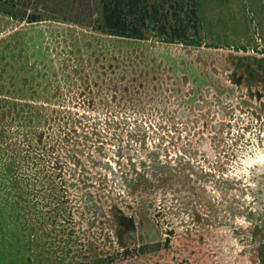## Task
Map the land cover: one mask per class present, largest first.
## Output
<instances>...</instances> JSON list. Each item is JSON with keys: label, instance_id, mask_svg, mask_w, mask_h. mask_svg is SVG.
Masks as SVG:
<instances>
[{"label": "rangeland", "instance_id": "rangeland-1", "mask_svg": "<svg viewBox=\"0 0 264 264\" xmlns=\"http://www.w3.org/2000/svg\"><path fill=\"white\" fill-rule=\"evenodd\" d=\"M180 1L137 35L101 0H0V238L24 264H264V0Z\"/></svg>", "mask_w": 264, "mask_h": 264}, {"label": "trees", "instance_id": "trees-1", "mask_svg": "<svg viewBox=\"0 0 264 264\" xmlns=\"http://www.w3.org/2000/svg\"><path fill=\"white\" fill-rule=\"evenodd\" d=\"M181 2L180 0H101L103 23L109 30L140 35L143 32L142 29L146 27L147 18L152 17L156 22H161L157 27L158 33L166 35L167 16L166 14L158 16V7L163 8L165 4L169 3L173 6L174 16L177 18L183 5ZM149 10L151 14H149ZM189 13L191 16H195V10H190ZM176 23L177 26L172 27L171 36L184 37L186 25L183 23V19L178 18Z\"/></svg>", "mask_w": 264, "mask_h": 264}, {"label": "crops", "instance_id": "crops-1", "mask_svg": "<svg viewBox=\"0 0 264 264\" xmlns=\"http://www.w3.org/2000/svg\"><path fill=\"white\" fill-rule=\"evenodd\" d=\"M7 236L6 232L5 236L0 238V264H24L23 242L17 240L18 236H15V240L8 241Z\"/></svg>", "mask_w": 264, "mask_h": 264}]
</instances>
